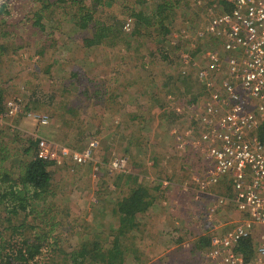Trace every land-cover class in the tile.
Instances as JSON below:
<instances>
[{
	"label": "rangeland",
	"instance_id": "obj_1",
	"mask_svg": "<svg viewBox=\"0 0 264 264\" xmlns=\"http://www.w3.org/2000/svg\"><path fill=\"white\" fill-rule=\"evenodd\" d=\"M34 1L15 0L12 5V16H10L8 24L5 27L2 26V28L7 29V32H10L9 42L13 38L16 46L20 44L23 46L18 53L8 55L1 65L5 72L4 74L8 75L7 78L10 76L7 79L8 89L6 92L4 91V94H6L4 103L11 104L15 99L21 98L23 111L13 117L12 120L18 129L13 132H7L3 137L0 136V152L6 151L5 148H16L19 142L18 136H21L22 140L30 138L32 136L28 132L30 129L36 132L34 134L41 135L43 133L44 135L46 134L47 138L58 142L60 140L54 138L52 133L54 128L58 130V126H63L67 129L73 128L75 134L80 128L84 131L81 140L71 138L68 144L59 142L78 150H82L85 147L88 134L93 133L100 139V145L97 148V152H95L98 160L102 161L104 165L98 171L95 169L96 163L81 166H74L70 163L66 165L60 164L58 167L67 168H59L54 173V189L58 192L55 201L58 203L56 204L58 207L56 206L55 208L57 211L54 214L55 219L50 222L48 229H51L52 224H54L56 228L53 234H60L61 239L57 245L49 246L50 249L48 251L41 253L43 256H39L40 258H38L36 264H67L70 252L81 246L85 242L83 240L92 241L96 238L97 241H101L104 244L110 241L111 236L116 233V230L112 231L113 225L119 224V213L116 209L117 200L124 195L123 190L126 184H128V189L132 185L131 182H125V176L122 174L114 176L106 174L105 165L113 157L128 153L122 150L121 140L114 144L115 140L110 138L109 128L114 120L112 114L106 110L104 105L101 106L94 96L89 95L87 97L82 92L84 88H94L90 87V85L91 81L96 78H99V81L103 83L102 87L104 89L107 88L108 76L111 73L110 70H112L110 67L115 63V59L120 64L123 58L128 59L126 85L128 91L132 90L136 94L135 90L138 91L141 86L143 89L149 90L152 83L156 82V90H159L160 85L162 86L160 97L164 107V104L166 105L167 103L168 93L166 91H176L175 83L179 84L180 90L184 95L180 96L182 99L180 103L186 109L182 115V120L178 124L179 129L177 130L179 134L177 140L180 146L183 145L184 141H189L196 146L200 144V131L197 125L199 122L196 119V110H191L190 107L191 103L198 98L204 102L206 93L198 80L195 77V79L193 78L194 72L190 67H187L192 74L190 77L187 78L182 74L180 75L179 71H182L184 65L181 58L179 60L178 58L175 59L173 55L170 58L169 45L172 44L171 39L181 38L182 36L184 38L182 46L188 51L186 53L197 56V53H205L218 44L217 39L212 37V35L206 38H198L197 36L198 30L206 27L208 23V15L203 11V5L200 0H178L177 7L173 8L175 19L170 23L171 32L167 35L160 32L161 27L157 22L154 24V20L149 25H142L141 34L134 33L132 29L127 31L129 46L123 47V44H119L116 47L120 50L119 46H122L127 50V55L124 57L123 50L117 51V49L110 46L111 49H108L109 47L107 49H85L83 44L81 45L82 38H78L76 33L60 36L58 32L52 31L57 39L48 41L49 36L52 34L50 28L43 32L32 27L30 23H27L28 20L26 21L28 19L27 16H30L35 9L33 8L36 4ZM120 1L123 0L115 3L111 10L118 12L119 5L122 3ZM158 1L160 0H157V3ZM127 2L132 3L133 0ZM173 4H175V0ZM37 6H39V3H37ZM152 6L149 3L144 4L142 6L143 12L152 15L154 9ZM70 26L69 23H64L65 29H69ZM4 41H7V39ZM48 45L51 50L48 48L47 55L42 58L37 50H40L41 46ZM158 47L166 50L168 58L157 55L153 57V51H156ZM115 52L118 53L115 54ZM157 52L159 51L157 50ZM49 63L51 67L50 71L47 72L45 68H47ZM127 71L119 68L118 76L122 78L123 73L126 75ZM171 72L175 75V82L172 86L168 85L169 79L165 78V75ZM155 74L156 76H154ZM134 79L139 81L138 84ZM165 81L167 85L166 83L163 85ZM107 95L108 92L107 94L103 93V96ZM193 98L195 100L192 101ZM143 99H146L147 102L142 104L147 105L146 107L149 108L152 105L148 104L150 102L149 96H145ZM128 100L131 99L128 98ZM122 102L124 103L123 99L119 100L121 111H118L120 113L117 118L120 120L126 116L125 114L136 112L137 107V104L134 103L135 100L127 102L125 106ZM36 104H39L37 105L38 108L34 107ZM147 108L144 110V115H146L145 119L150 120L151 115ZM30 113L47 114L50 118V124L47 126L40 125ZM153 113L157 114V112ZM162 128L164 131L166 128L169 130V124L164 125ZM158 134L162 135L161 129ZM154 135L155 129L150 130V134L146 131L142 141L144 142L148 138L149 143L151 136ZM172 136L175 139L176 134L173 133L172 135L171 133V142H174ZM189 146H185V152L187 153H184L183 156L178 151H175L178 155L177 159H174L173 155L170 156L171 158L168 155H163L164 161L162 159L158 162L155 161L156 171H159V174H162L163 177L171 178V182L178 183V185L173 186L172 192L166 193L162 191L160 194H163L165 201L167 200L166 203L173 204L178 208L177 212L183 211L179 214L182 215L179 216V228H186V230H178L174 225L167 226V223L164 222L166 218H152L142 214L140 217L141 226L139 231L137 230L136 232L134 242H137L136 248L141 252L142 260L141 262H136L135 257L130 255L127 256L125 264H212L203 256L209 246L192 254L190 249L192 244L202 236L210 237L212 234H222L228 231L240 217V213L231 203L209 214L208 208L214 196L229 193L230 190H228L226 183L211 186L209 188L210 194H204L207 200L206 203L201 199L204 196L200 199L196 198L194 193L196 190L193 194L190 190L184 191V193L180 191L179 196L176 195L175 191L177 190L178 192L179 188L183 187L182 184L186 182L185 179L198 187V185L202 186V181L205 180L207 175L208 169L204 155L201 154L202 152L198 148ZM169 153L172 154L171 151ZM2 155L3 153H0V158H2ZM14 156H16L14 157L15 159L20 156L18 150ZM130 159L131 168L134 170L139 167H147L149 171L152 167L155 168L152 165V161L148 163V156L146 158L140 157L136 160L130 156ZM10 162V159L5 160V166L9 165ZM16 170L17 172L19 171L18 168ZM194 177L198 178L194 179ZM0 212L4 214L3 211L0 210ZM37 215L40 218L38 221L43 219L44 224L52 217L43 213ZM2 217L6 216H0V229L8 225V223L3 221L4 218ZM26 221L33 223L35 221L33 215L28 217ZM200 221H202V225H199ZM25 234L35 240L40 237L36 230H30V232ZM130 235L132 233H127V236H125L127 242ZM171 237H174V240H171ZM36 241V243L39 242V240ZM49 243L50 240L46 244ZM170 249L172 252L168 253L167 250ZM163 250H166V252ZM244 258L245 260L249 259L245 256Z\"/></svg>",
	"mask_w": 264,
	"mask_h": 264
},
{
	"label": "trees",
	"instance_id": "obj_2",
	"mask_svg": "<svg viewBox=\"0 0 264 264\" xmlns=\"http://www.w3.org/2000/svg\"><path fill=\"white\" fill-rule=\"evenodd\" d=\"M127 1L129 0L120 1L122 3L119 5L118 12H115L111 10V7L119 2V0H35L34 3L36 4L33 7L35 9L31 12L30 16H27L28 19H26V21L28 20L27 23H30L32 27L40 29L43 32H46V29L50 28V32L56 31L60 36L76 33L78 34L76 35L78 38H82L81 45L83 44L85 49H107L109 46L116 48L119 44H123V47H128V32L125 29L128 19H132L131 29L134 33L141 34L142 25H149L152 23V20H154V24L157 22L160 25L161 33L167 35L171 32L170 23L175 19L173 8L175 9L177 7L176 4L178 0H175V4H173L174 0H160L158 3L157 0H133L132 3ZM14 3L15 0H0V39H2L0 40L1 105H3L6 96L4 91L6 92L8 89L7 79L10 78V76L7 78L8 75L4 74L5 72L1 68V65L8 55L18 53L23 47L21 44L16 46L15 39L13 38H11V42H9L10 32L4 29L8 24L10 16H12V5ZM37 3H39V6H37ZM146 3H149L151 6L153 5L152 7L154 9L152 15L143 12L142 6ZM64 23H69L71 25L70 28L65 29ZM2 26L4 27L2 28ZM131 29L129 31H131ZM49 37L48 41H55L57 39L53 32ZM5 39H7V41H4ZM110 47L108 49H111ZM123 47L121 50L124 49L126 51ZM48 48L51 50L49 45L41 46L40 50H36L39 55L44 58L47 55L46 52ZM156 52L157 50L153 51V57H156L155 55L158 56V54H155ZM159 54L163 58H168L166 50H164L163 53L159 51ZM50 67L51 64L49 63L47 68H45L47 72L50 71ZM181 74L180 72V75ZM167 75L170 77L171 81H173L174 76L172 73ZM190 75L183 76L188 78ZM93 80L94 81H91L90 87L94 88L91 89L86 87L82 92L87 97L89 95L94 96L97 102L101 106L104 105L109 113L118 115L119 112L110 111L111 108L114 109L116 107L115 105L119 104L118 101L113 99L110 86L107 85V88L104 89L102 87L103 83L99 81V78ZM108 82L107 80V84ZM165 83L166 81L163 85H165ZM173 84L174 81L169 82L168 85L172 86ZM161 89L162 86L160 85L159 90ZM107 92L108 95L103 96V93L107 94ZM109 93L111 94L109 95ZM158 95L159 92L149 96L150 102L148 104H152L149 108L146 107L147 105H144L150 111L149 114L151 116H148H150L151 119L154 118L155 115L161 116L164 112H169V110H165V104L163 107L160 97H157ZM181 95L184 96L183 94ZM193 100H195V98H193L192 101ZM37 105L39 104H36L34 107L38 108ZM153 112H157V114ZM182 115L183 111L177 113L176 118H182ZM145 116L144 113L137 118L135 115L130 117L127 115V121L125 122V129L129 135L128 137L132 138L135 145H139L140 147L148 146L150 143H148V138H146V141H142L146 131L150 134V130L155 129L156 136L160 132L158 126H160L161 123L155 126L156 122L150 121L149 123L148 120L145 119ZM83 132L84 131L79 128L76 140L82 139ZM141 132L143 133L141 134ZM6 133L7 131L0 130V136L3 137ZM258 134L262 142H264V121L259 127ZM41 135L45 136L46 134L44 135L41 133ZM95 136L96 135L93 133L88 134L85 146H87ZM162 137L163 136H161V138ZM39 139L40 138L37 136H31L25 139V141L21 139V136H18L19 142L16 148H5L6 151L0 152L3 153V159L0 158V210L4 213L2 214V212H0V216L5 215L6 217H2L4 218L3 221L8 223V225L0 229V264H36L38 258H40L39 256H43L41 253L48 251L50 249L49 246L57 245L61 239L60 234H53L56 226L52 224V228L48 229V225L55 219L54 214L57 212L55 208L56 206L58 207V205H56L58 203L55 201L58 192L54 189V173H56L59 168L67 167H58L60 165L54 161L39 158L37 155ZM150 140L154 142L153 138H150ZM17 150L20 156L15 159L14 157L16 156L14 155ZM8 159H10L11 162L9 165L5 166L4 161ZM13 159H15V161H13ZM67 164H70V162ZM152 165H156L154 160L152 161ZM155 167L157 169V166ZM16 168L19 169L18 172ZM106 171V174L110 176L122 174L125 176V182L130 181L135 184L134 187L132 186L130 190H126L124 195L117 200L116 209L119 213V224L113 225V227L111 226L112 231L116 230V233L113 234L110 241L105 244L101 241H97L96 238L92 241H88L87 239L83 240L85 242L81 246L70 252L67 258V264H125L127 256L130 255L135 257L136 262H141L142 260L141 252L136 248L137 242L134 243L136 232L137 230L139 231L141 226L140 217L148 211L153 205V201L156 199L152 191L160 190V188L159 186L157 188H152L149 184H146V177L143 175L136 173L125 174L124 172L115 173L109 172L107 169ZM157 173L158 177L162 176V174H159V171ZM42 213L52 216L47 220L46 224H44L43 219L38 221L40 218L37 214ZM32 215L35 221L33 223L27 222L26 219ZM30 230H36L39 234L40 237L36 238V240H39L38 243H36L37 241L35 239L25 234L30 232ZM127 233H132L127 239L129 240L128 242L125 240ZM49 240L50 243L46 244ZM252 241V238H246L240 242L235 250L239 253H244L246 258H251L253 252H251L249 248L251 247ZM125 243L127 248L125 247ZM208 246H211V236H202L194 244L191 252L194 254L199 251V249L203 250Z\"/></svg>",
	"mask_w": 264,
	"mask_h": 264
},
{
	"label": "built area",
	"instance_id": "obj_3",
	"mask_svg": "<svg viewBox=\"0 0 264 264\" xmlns=\"http://www.w3.org/2000/svg\"><path fill=\"white\" fill-rule=\"evenodd\" d=\"M200 2L206 5L208 27L198 34H213L222 45L201 52L200 59L191 58L188 53L180 55L182 75L190 73L191 65L203 63L196 78L206 93L202 104H192L199 122L200 144L184 141L183 145L198 148L204 155L208 171L201 190H205V195L210 194L211 186L221 183L230 190L214 196L209 214L228 203L240 213L228 231L211 235V246L203 256L212 264H264V142L258 134L264 121V0ZM131 26L129 19L125 29L129 31ZM22 111L21 98L0 104V130L18 129L12 120ZM30 115L42 126L50 124L45 113ZM31 135L40 138L37 155L41 159L58 165L96 163V171L104 165L96 157L98 136L78 150L46 136ZM128 164L129 157L123 154L113 157L105 169L125 172ZM246 238L253 239L249 248L253 256L247 261L244 253L235 250Z\"/></svg>",
	"mask_w": 264,
	"mask_h": 264
},
{
	"label": "crops",
	"instance_id": "obj_4",
	"mask_svg": "<svg viewBox=\"0 0 264 264\" xmlns=\"http://www.w3.org/2000/svg\"><path fill=\"white\" fill-rule=\"evenodd\" d=\"M197 10H199V9L197 8ZM203 11H205V13H206V5L205 4H203ZM207 27L208 26L200 28L198 30V33H200L201 32L200 30H203V28H204V30L207 29ZM198 33H197L198 38H206V37H200V34H198ZM209 35H212V37L217 39V37L215 35H213V34H209ZM182 40L184 41V38L182 36H181V38H176V39H173V40L171 39L172 44L169 45L170 58L173 55V58L175 56V59L178 58V60H179L180 55L182 53L188 52L182 46L183 45ZM217 44L218 45H216L215 47H220L222 45V42L219 39H217ZM119 47H120V50H121L122 46H119ZM115 49H117V48H115ZM120 50L117 49V51H120ZM157 50L160 51L161 53H163V48L162 47L161 48L158 47ZM123 52H124V54H123V57H124V56L127 55V53H126L127 50L125 51L123 49ZM117 53L118 52H115V54H117ZM155 54H158V56L160 57L159 52H156ZM188 54H190V53H188ZM196 55L197 56H192V54H190L191 58L193 57L195 59H200V57H198V56H200V53H197ZM116 60L117 59L114 60L115 63H113L112 66L110 67L112 70H110L111 73H109V76H108V81H109L108 85L110 86V89L112 90V97H113V99H115L118 102H119V100L121 101V99H123L124 103L122 102V104L124 106L127 104V102H132V100H135L134 103L137 104V107H136V112H130L128 114H125L126 116L123 119H121V120L119 118H117V115H113L112 114V118L114 120H113L112 124L110 125L109 129H110V138L115 140L114 144L118 143V141L121 140L122 150L123 151H127V153L135 160L137 158H140V157L146 158L148 156L149 157L148 163H149V161H153V160L158 162L160 159H162V161H164V159H163L164 156L163 155H165V156L168 155L169 157L173 155L172 157L174 159H177L178 155L176 154L175 151H178L180 153V155L183 156L184 153H187V152H185L186 151V147L184 145L180 146L179 142L177 140V136L179 134V131L177 130V129H179L178 128V124H179L180 120H182V119H181V117L180 118H176V117H177V113H180L182 111L184 113V109H186V108H184V106H182L181 103H180L181 100H182L180 98V96L182 94V91L180 90L179 84L175 83L176 88H177L176 91H174V90L166 91V93H168V95H167V103L166 102H163V103H166L165 110L166 111L169 110V112H164L163 115L156 116V118H152V119L148 120L149 123H150V121L151 122H156L155 126L160 125L158 123L162 124V126L160 125L158 127L162 130L161 134L162 135L164 134L163 137L161 138L162 135L157 134V136L156 135L152 136V138H153L155 143L150 141L148 146H143V147H140L139 145L136 146L134 140L132 138L128 137L129 135L127 134V130H125V125H126L125 122L127 121V115H129V117L132 116V115H135L136 118L141 116L142 113H144V110L146 108L142 103L143 102L144 103L147 102L146 99H143V98L145 96H151L154 93L157 94V92H159V95L157 97H160L161 90L157 91L155 89V84L156 83L153 82L152 86H151V88L149 90L143 89V87L141 86L138 91L135 90L137 92L136 94L134 92H132V90L128 91L127 90L128 88L126 87V85H127V77H128V71H127L128 59L127 58H123L121 60L120 64ZM171 60H173V59H171ZM93 64L96 65L95 62H93ZM202 65H203V63H199L198 65H193V66L191 65L190 68L194 72L193 78L194 77L196 78L197 69L199 67H201ZM119 68H122L123 71H127L126 75H125V73H123L122 78H120L118 76V73H117ZM179 73H180V71H179ZM190 74H191V72L189 74H185V76L190 75ZM172 75L175 78V75L173 73H172ZM154 76H156V74ZM165 78L166 79H170V77L168 75H165ZM134 80L138 84L139 81L136 80V79H134ZM173 81L175 82V79H173ZM173 81L169 80V82H173ZM110 94L111 93H109V95ZM164 95H166V94L164 93ZM205 97H206V95L204 96V98ZM128 98H130L131 100H128ZM160 101L162 103L161 97H160ZM196 102L199 103V104L203 103V101L202 100L200 101L199 98L196 100ZM196 102H194V103H196ZM192 104L193 103H191L190 109L194 110L192 108ZM115 106L116 107L114 109L111 108L110 111H112V112L121 111V109L119 108V104H117ZM162 116H163V118L166 117L165 120H163ZM167 124H169V130H167V128H166L165 131H164L162 127L164 125H167ZM58 128H59V130L54 128L53 131H52V133L54 135V138H57L58 140H60V141L57 142L58 144H61V143L68 144L69 143L68 141L71 138H76V136H77V133L76 134L74 133L73 128L67 129V128L63 127V126H58ZM61 131H63V132H61ZM28 132L30 134L36 133V132H33V129H30V131H28ZM171 133H172V135H173V133L176 134L175 139H174V136H172L174 142H171ZM59 142H61V143H59ZM170 142H171V144H170ZM166 147H169V148H166ZM170 151H171L172 154L169 153ZM128 154H126V155L129 157V160H131L130 156ZM159 164H160V162H159ZM128 167H130V168H128L127 171L124 172L125 174L136 173V174H139V175H143V176L146 177V179H145L146 180V182H145L146 184H149V186L152 187V188H157L158 186L160 188V190H157V191L153 190L152 191L153 192V196H155L156 199H155V201H153V205L148 209V211L146 213H144L146 215V217L166 218L164 222L167 223V226H173L174 225L179 230L180 229L179 228V223H180L179 216H182V215H179V214H181L183 211L180 210V211L177 212L178 208L175 207L173 204L166 203L167 200L165 201V198H164L163 194H160L162 191H165L166 193L172 192L173 191V186L174 185H178V183L171 182V180H170L171 178H169V177H163V176L158 177V174H157V171H156L157 170L156 167L155 168L152 167L150 171H149V169L147 167H144V168L143 167H139L138 169L134 170L130 166V161H129ZM57 171H58V169H57ZM197 178L194 177V179H197ZM185 180H186V182H184L182 184L183 187H180L178 192H177V190L175 191L176 195L179 196L180 191H182L184 193V191H190V190H191L190 192L193 194V192L196 190L194 192L196 194V198L200 199L201 197L204 196L201 199H203L205 201V203H206L207 200L205 198L206 196L204 195L205 192L201 190L202 186L198 185V187H196L191 181H189L187 179H185ZM127 183H130V181L127 182ZM131 184L133 185L134 183L131 182ZM132 185H131V188H132ZM179 185H181V183H179ZM133 187H134V185H133ZM126 190H130V189H128V184H126V187L124 188V193L126 192ZM200 205H202V204H200ZM175 214H177V215H175ZM199 225H202V221H200ZM183 226H184V223H183ZM184 228H185V226H184ZM180 230H186V228L185 229H180ZM167 231H171V230H167ZM170 239L174 240V237L173 238L171 237ZM198 240H199V238L197 239V241ZM195 243L192 244L190 249H192V247L194 246ZM163 251L166 252V250H163ZM167 252L168 253L172 252V250L171 249L167 250Z\"/></svg>",
	"mask_w": 264,
	"mask_h": 264
}]
</instances>
